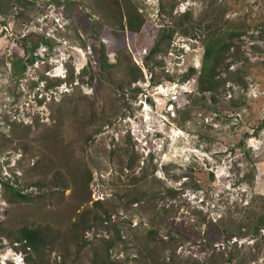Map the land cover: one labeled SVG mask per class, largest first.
Returning <instances> with one entry per match:
<instances>
[{
    "label": "rangeland",
    "instance_id": "374dc122",
    "mask_svg": "<svg viewBox=\"0 0 264 264\" xmlns=\"http://www.w3.org/2000/svg\"><path fill=\"white\" fill-rule=\"evenodd\" d=\"M126 4L145 20L140 33L109 27ZM212 19L241 33L214 95L199 91L207 30L195 29ZM74 161L92 172L82 185ZM108 214L45 262L264 264V229L238 236L264 215V0H0V264H28L8 228L74 232Z\"/></svg>",
    "mask_w": 264,
    "mask_h": 264
},
{
    "label": "trees",
    "instance_id": "16d2710c",
    "mask_svg": "<svg viewBox=\"0 0 264 264\" xmlns=\"http://www.w3.org/2000/svg\"><path fill=\"white\" fill-rule=\"evenodd\" d=\"M113 3V2H111ZM118 4V2H116ZM119 5V4H118ZM125 10V11H124ZM187 15V14H186ZM185 15V16H186ZM111 14H109L108 17H110ZM107 17V18H108ZM111 17H115V22L108 21V24L110 25V28H113V31L115 32H121L124 31L126 33V30L131 31L133 34L140 33L142 30L145 20L143 16L139 13L138 10L135 9V7L130 6L129 4H126V6L121 7L118 13V16L112 15ZM126 19V20H125ZM218 19H212L207 24H205L204 20L199 21L195 26L197 28H205L206 27V34L204 37V44H205V54L203 58L202 67L200 69V73L198 76V84H199V91L201 92H210L211 94H217L219 90L223 86V80H222V74L227 67V60H228V54L230 51L235 47V40L241 37V33L238 31H235L231 28H224ZM218 26H215V25ZM181 25H178L177 28H164L158 31V34L156 35V43L151 48L147 56L150 55H158L160 51H162V44L166 42L167 40H171L174 33L178 31ZM189 34V33H186ZM196 37V36H195ZM192 75L193 73H196L195 69H191ZM110 71L108 72V74ZM189 75V74H188ZM139 77H136L133 79V82L139 80ZM155 84H158V82H155ZM102 132L101 130L97 129L95 130V134L98 135ZM72 168H71V175L75 177V181L79 182V184H83L84 180L89 181L91 179L92 172L89 169V166L87 165V175L85 174V167L86 165L82 162L81 164L78 162H72ZM127 169H131V165L126 167ZM74 169V170H73ZM66 174V175H65ZM67 173L56 172L52 176L53 180H57L59 185L63 187L65 190L68 188V180H67ZM33 184L40 185L42 183V180H33ZM167 195L173 196L176 192L175 190L168 189ZM149 193V192H147ZM144 194L145 192H140V195H135L132 197V202H140L143 201L145 198ZM154 197L158 196V191H154L152 193ZM16 195L18 198L22 201H36L37 199L41 198V194L38 193H22L20 190H16ZM151 197V196H150ZM111 221V216L108 214L106 218H99L97 216L94 217V220L92 222L89 221H83L82 224H74V232L71 230L62 233L61 229H58L54 225L51 224H33L32 223H26L22 224L15 231L8 228V231L11 233L10 236L9 233L4 234L5 237L10 238L11 240L18 242L20 244V248L22 252L26 253V259L28 264H47L48 262H45L47 260V255L53 251H56L57 249L63 248V250L69 249V243H68V237L76 236L79 232L80 228L85 231L91 230L96 225L104 224L105 222ZM245 226L243 229H246V232H243L242 229H240V232L238 236L245 237L247 235H259L262 229H264V215H259L257 218H253L252 216L247 217L244 219ZM114 230L116 231L117 239L122 240V233L120 231V226L118 223L113 222ZM81 226V227H79ZM222 232V230H220ZM204 238L211 239L210 242L207 244L212 245L213 242L219 241V238H213L211 231H206ZM221 234H224L226 236L227 233L222 232ZM149 235L152 236L153 239L158 236V232L151 229L149 230ZM184 235V234H183ZM220 235V234H219ZM228 236V235H227ZM237 236V235H236ZM63 237H65V240L63 241ZM232 237H235L232 235ZM171 240H174V236L170 234ZM209 241V240H208ZM110 244H108V249L113 246V243L111 241H108ZM20 250V251H21ZM109 251V250H108ZM96 258H94L91 262L93 264H119V261H114L113 258L109 256H103L99 253H96ZM229 262L232 261V259L228 260ZM7 264H14L12 262H8Z\"/></svg>",
    "mask_w": 264,
    "mask_h": 264
}]
</instances>
